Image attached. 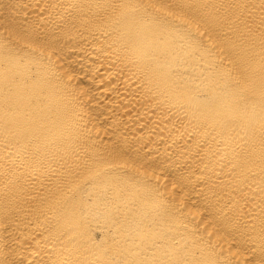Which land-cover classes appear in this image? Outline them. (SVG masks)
<instances>
[{"label": "bare ground", "instance_id": "1", "mask_svg": "<svg viewBox=\"0 0 264 264\" xmlns=\"http://www.w3.org/2000/svg\"><path fill=\"white\" fill-rule=\"evenodd\" d=\"M0 264H264V0H0Z\"/></svg>", "mask_w": 264, "mask_h": 264}]
</instances>
